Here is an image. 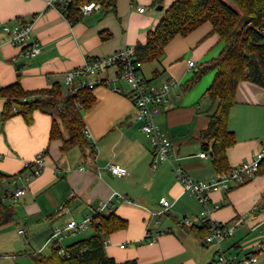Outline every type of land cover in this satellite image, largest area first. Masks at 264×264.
<instances>
[{
  "label": "crops",
  "instance_id": "crops-1",
  "mask_svg": "<svg viewBox=\"0 0 264 264\" xmlns=\"http://www.w3.org/2000/svg\"><path fill=\"white\" fill-rule=\"evenodd\" d=\"M174 1L164 0L159 8L154 0H117L115 11L97 9L72 24L62 11L63 0H0V85L19 82L24 89L35 90L61 83L67 91L68 71L82 66L87 57L105 56L125 46L145 43L148 32L156 28ZM20 21H34L28 44H40L41 51L35 56L22 53L27 45L6 41L2 26ZM223 48L224 43L207 22L188 36L174 38L162 60L144 64L142 72L151 84L179 79L183 85L199 64L217 57ZM190 61L195 65L190 66ZM155 70L159 71L156 77ZM116 75L113 67L101 71L98 77L111 80ZM205 75L184 93L181 87L176 88L170 94L168 108L159 106L155 121L172 137L175 152L170 161L155 168L151 166L150 138L135 118L132 87L122 79L96 86V103L83 111L90 135L89 144L84 147L75 145L62 150V139H51L54 115L47 112L37 110L30 124L21 115L5 122L0 119L1 172L9 176L26 171V163L45 152L42 171L14 204L13 220L0 224V241L13 228L34 245L31 254H47L46 249H52L50 236L54 227L65 228V246L88 237L94 230L82 235L80 230L67 228L69 220L82 221L95 214L101 202L109 201L105 214L115 211L129 221L128 228L113 233L106 246L108 254L117 261L136 258L139 264H210L217 245L207 243L191 231L192 226L183 223L186 216H200L205 206L185 191L174 171L175 165H181L195 180L219 175L210 154L212 143L204 146L201 138L217 105L205 94L215 72ZM115 86L121 92L115 91ZM4 102L0 98V113ZM229 126L237 139L228 149L229 163L235 167L253 158L264 145V87L250 81L239 84ZM201 152L208 157L200 156ZM109 164L123 166L127 175H113ZM10 188L4 180L0 193ZM263 194L264 175H255L245 184L212 192L209 197L212 220L224 224L239 222L234 234L222 242L223 249L238 258L257 254L258 260L253 264H264V252H260L264 241L257 238L264 237L261 233L255 235L264 226V205H260ZM162 196L171 203L164 211ZM61 205L68 210H61ZM21 229L24 233L19 232ZM147 230L156 240L141 244ZM122 244L126 246L121 247ZM8 256L0 248V264H17Z\"/></svg>",
  "mask_w": 264,
  "mask_h": 264
},
{
  "label": "trees",
  "instance_id": "trees-1",
  "mask_svg": "<svg viewBox=\"0 0 264 264\" xmlns=\"http://www.w3.org/2000/svg\"><path fill=\"white\" fill-rule=\"evenodd\" d=\"M99 1L106 13L116 10L117 0ZM232 1L175 0L156 28L148 32L146 42H139L135 46L136 57L144 64L160 62L167 45L174 38L188 36L207 22L212 25V32L224 43L221 53L199 64L193 75L182 85L184 91H188L205 74L215 72L205 94L214 99L217 105L210 113L208 126L202 131L201 138L204 146L212 143V163L219 175H225L232 169L228 149L236 144L237 139L229 122L232 108L237 103L239 84L250 81L264 87V0ZM154 2L162 4L164 0ZM81 3L82 0H73L62 10L72 24L83 17L79 9ZM103 37L106 38L105 35ZM157 73L159 71L155 70L154 77ZM96 86L87 85L72 92L68 89L65 91L61 83L35 90H26L19 82L0 85V98L5 100L0 119L5 122L15 115H21L30 124L37 110L50 113L54 115L51 139H62L64 151L75 145L84 147L89 144V139L85 133L83 111L96 103ZM66 133L68 136H65ZM256 175H264V161ZM11 176L0 171V186L5 178ZM260 205H264V194ZM15 212V205L5 204L0 199V224L11 222ZM128 226L129 221L113 211L100 217L93 227L92 235L67 245V254L61 255L58 246L53 244L50 253L34 252L31 257L35 264H139L136 258L117 261L106 249V239ZM190 229L203 240L211 232L206 224L195 225ZM145 242L150 240L145 238L140 243ZM210 264H216L215 260Z\"/></svg>",
  "mask_w": 264,
  "mask_h": 264
},
{
  "label": "built area",
  "instance_id": "built-area-1",
  "mask_svg": "<svg viewBox=\"0 0 264 264\" xmlns=\"http://www.w3.org/2000/svg\"><path fill=\"white\" fill-rule=\"evenodd\" d=\"M72 2L73 0H63L62 10ZM101 8L102 4L99 0H82V3L79 5V9L83 14H88ZM140 10L143 11L144 7H140ZM33 24L34 21H28L16 23L13 26H2V30L6 33L7 42L16 46L27 45L22 52L27 56H35L41 51V46L38 42L34 41L31 45L28 44L32 36ZM189 64L190 66H194L195 62L190 61ZM143 66L144 63L136 57L135 46H125L109 55L87 57L82 66L66 73L65 84L68 90L75 92L77 89L87 85L110 84L111 80L119 79L127 81L132 87L130 94L135 105V118L142 123V130L150 138L153 150L151 166L155 168L162 162L170 161L175 152L172 137L157 124L155 115L159 112V106L168 108L170 94L182 85V83L170 80L161 85L151 84L143 75ZM113 67L117 69V75L113 79L98 77L101 71ZM113 89L121 92L120 87L115 86ZM85 133L89 138L90 135L87 129H85ZM200 156L208 157V154L201 152ZM263 161L264 145L250 160L232 167L225 175H218L210 180H195L185 173L181 165L174 166V171L183 184L185 191L195 195L205 206L200 216L195 218L186 216L183 218V223L188 226L206 224L211 228V232L207 235L205 241L217 245V251L214 257L216 264H253L258 260L257 254H247L238 258L236 255L226 253L222 247V242L234 234L239 222L234 221L230 224H224L212 220L210 218L211 209L209 206V197L212 192L218 190L228 191L236 185L249 181L256 175ZM44 164L45 152L42 151L36 155L33 161L26 163V171L5 178L4 180L9 182L11 188L1 193V201L5 204L14 205L26 193L29 182L40 174ZM108 169L113 175L121 177L126 176L128 173L127 169L119 164H109ZM117 195L119 198L123 197V195ZM160 203L164 208L163 211L171 205L169 199L165 196L160 198ZM108 204H110L109 201L101 202L95 214L89 215L82 221L75 219L69 220L67 228L84 230L94 227L99 222L100 217L105 214L104 207ZM59 208L61 210H68L66 205H61ZM64 230L65 228L56 226L53 228L50 236V241L52 244L58 246V251L61 255L67 254L66 246L63 242ZM24 231V229H21L19 232L24 233ZM146 238L150 242L156 240V236L152 235L149 230L146 232ZM109 242L110 239L107 238L105 241L106 245ZM125 246V244L121 245V247ZM260 252H264V244L261 246Z\"/></svg>",
  "mask_w": 264,
  "mask_h": 264
},
{
  "label": "rangeland",
  "instance_id": "rangeland-1",
  "mask_svg": "<svg viewBox=\"0 0 264 264\" xmlns=\"http://www.w3.org/2000/svg\"><path fill=\"white\" fill-rule=\"evenodd\" d=\"M226 1L229 3H233L232 0H226ZM161 5L162 4H157L156 7L161 6ZM205 76L206 75H204L202 79H204ZM177 80L180 81L179 79ZM179 87H181L180 91L184 93L182 86L180 85ZM65 89H67V87H65ZM65 136H68V134L66 133ZM93 230L94 228L90 227L87 230H80L79 233L82 235H88L89 233H92ZM258 233H261L264 237V226H262L259 229V231L256 232L255 235H258ZM257 238H259L260 242L264 241V238H262L261 235H259ZM68 240L69 239H65V242H70ZM0 244L3 245V246H0L3 253L4 252L8 253L10 255L8 257L13 259V261L16 262L17 264H35L34 260L31 257L32 248H35L34 245L28 243L25 236L19 235L15 229L13 228L9 229V232L7 233L5 240L1 239ZM209 246L211 245H208V247ZM213 247L215 246L213 245ZM45 252L48 254L49 252H51V250L47 248Z\"/></svg>",
  "mask_w": 264,
  "mask_h": 264
},
{
  "label": "water",
  "instance_id": "water-1",
  "mask_svg": "<svg viewBox=\"0 0 264 264\" xmlns=\"http://www.w3.org/2000/svg\"><path fill=\"white\" fill-rule=\"evenodd\" d=\"M161 6H162V5H161ZM161 6H160L159 8H162ZM205 149H208V147H206ZM210 154L212 155V152H210Z\"/></svg>",
  "mask_w": 264,
  "mask_h": 264
}]
</instances>
